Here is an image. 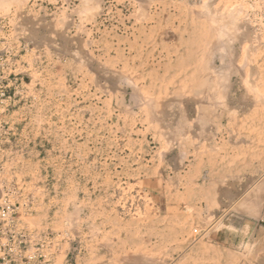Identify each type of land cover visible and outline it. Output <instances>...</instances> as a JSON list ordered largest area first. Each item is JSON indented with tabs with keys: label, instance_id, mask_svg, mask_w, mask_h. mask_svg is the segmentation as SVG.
<instances>
[{
	"label": "rangeland",
	"instance_id": "1",
	"mask_svg": "<svg viewBox=\"0 0 264 264\" xmlns=\"http://www.w3.org/2000/svg\"><path fill=\"white\" fill-rule=\"evenodd\" d=\"M85 1L0 10L20 264H264V177L236 172L264 155V0Z\"/></svg>",
	"mask_w": 264,
	"mask_h": 264
},
{
	"label": "crops",
	"instance_id": "2",
	"mask_svg": "<svg viewBox=\"0 0 264 264\" xmlns=\"http://www.w3.org/2000/svg\"><path fill=\"white\" fill-rule=\"evenodd\" d=\"M229 155H221L220 156V162L217 161L215 166H211L208 168L209 164L208 162L205 161L204 163V173L206 177V181H210V189H211V194H210V204H219L223 203V201H226L225 197L221 193H219V190H224L226 189L228 191L229 187V178H228V173L232 172L233 169L230 170L229 168ZM246 157H249L246 159ZM247 164L248 169H252L253 173L256 174H262V177H264V155L262 156L259 146L256 149L252 150V154H246L245 149L242 148L241 146L238 147L237 149V158H236V172L238 173H246L245 171V165ZM257 192V197L264 201V186L259 187ZM200 194H198L199 196ZM218 196V197H217ZM242 196V193L241 195ZM206 197V196H205ZM220 197V199H219ZM198 198V197H196ZM240 199V198H239ZM199 203V202H197ZM260 205H264L260 204ZM262 211L260 215H262ZM201 242V241H200ZM205 245V243H204Z\"/></svg>",
	"mask_w": 264,
	"mask_h": 264
},
{
	"label": "built area",
	"instance_id": "3",
	"mask_svg": "<svg viewBox=\"0 0 264 264\" xmlns=\"http://www.w3.org/2000/svg\"><path fill=\"white\" fill-rule=\"evenodd\" d=\"M3 58L0 57V107L4 104L5 92L3 88ZM2 161L0 159V171ZM21 233L17 222V206L0 198V264H20Z\"/></svg>",
	"mask_w": 264,
	"mask_h": 264
},
{
	"label": "bare ground",
	"instance_id": "4",
	"mask_svg": "<svg viewBox=\"0 0 264 264\" xmlns=\"http://www.w3.org/2000/svg\"><path fill=\"white\" fill-rule=\"evenodd\" d=\"M15 1H16V0H15ZM84 1H85V0H84ZM87 1H88V0H87ZM91 1H92V0H91ZM17 2H18V1H17ZM85 2H86V1H85ZM7 3H8V2H7ZM3 4H4V0H0V10H1V8H2L3 6L6 5V4H5V5H3ZM88 4H89V3H88ZM88 4H87L86 6H88ZM8 5H9V4H8ZM89 6H91V4H90ZM89 6H88V7H89ZM88 7H86V8H88ZM234 8H235V7H234ZM3 9H4V8H3ZM88 9H89L90 11H92L91 8H88ZM86 10H87V9H86ZM90 11H89V12H90ZM206 12H207V9H206ZM200 13H201V12H200ZM216 13H218V11H214V14H216ZM230 15L232 16V14H230ZM210 16H211V15H210ZM213 16H214V15H213ZM233 16H234V15H233ZM233 16H232V17H233ZM229 17H230V16H229ZM229 17H228V18H229ZM26 18H27V17H26ZM214 18H215V17H214ZM214 18H213V19H214ZM226 18H227V17H226ZM229 19H230V18H229ZM231 19H232V18H231ZM231 19H230V20H231ZM227 20H228V19H227ZM31 22H32V21H31ZM31 22H30V23H31ZM228 22H230V21H228ZM25 23H27V22H25ZM30 23H29V24H30ZM25 25H26V24H25ZM241 29H242V28H241ZM234 31H235V30H234ZM241 31H242V30H241ZM231 32H232V31H231ZM224 33H225V32H224ZM233 33H234V32H233ZM219 35H220V34H219ZM232 35H233V34H232ZM216 36H217V35H216ZM223 36H224V35H223ZM222 38H223V37H222ZM221 47H222V46H221ZM225 51H226V50H225ZM220 53H221V52H220ZM210 56H211V55H210ZM80 57H81V56H80ZM76 58H77V57H76ZM225 74H226V73H225ZM258 95H259V93H258ZM220 105H221V104H220ZM144 106H145V105H144ZM150 107H151V106H150ZM146 110H147V109H146ZM161 133H162V132H161ZM223 194H225V192H224ZM225 195H226V194H225ZM217 197H218V196H217ZM229 197H230V196H229ZM212 216H213V215H212ZM213 220H214V219H213ZM207 221H208V220H207ZM211 221H212V220H211ZM212 222H213V221H212ZM208 223H210V222H208ZM206 227H207V225H206ZM209 230H210V229H209ZM213 230H214V229H213Z\"/></svg>",
	"mask_w": 264,
	"mask_h": 264
}]
</instances>
